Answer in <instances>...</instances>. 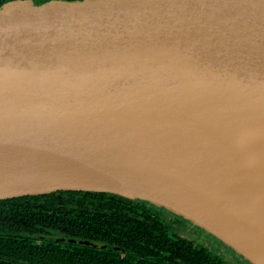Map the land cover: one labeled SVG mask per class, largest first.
<instances>
[{
    "label": "water",
    "instance_id": "water-1",
    "mask_svg": "<svg viewBox=\"0 0 264 264\" xmlns=\"http://www.w3.org/2000/svg\"><path fill=\"white\" fill-rule=\"evenodd\" d=\"M4 132L104 159L153 196L56 178L0 199H141L264 264V0L0 1Z\"/></svg>",
    "mask_w": 264,
    "mask_h": 264
},
{
    "label": "trees",
    "instance_id": "trees-1",
    "mask_svg": "<svg viewBox=\"0 0 264 264\" xmlns=\"http://www.w3.org/2000/svg\"><path fill=\"white\" fill-rule=\"evenodd\" d=\"M184 221L162 206L109 192L0 199V264H234L230 256H241L199 226L203 237L219 242L218 251L182 235ZM42 234L60 238L39 240Z\"/></svg>",
    "mask_w": 264,
    "mask_h": 264
},
{
    "label": "bare ground",
    "instance_id": "bare-ground-1",
    "mask_svg": "<svg viewBox=\"0 0 264 264\" xmlns=\"http://www.w3.org/2000/svg\"><path fill=\"white\" fill-rule=\"evenodd\" d=\"M56 178L72 179L75 187L108 189L129 196H153L140 179L104 159L75 148L42 145L32 138L7 132L0 134V189L25 188L39 180Z\"/></svg>",
    "mask_w": 264,
    "mask_h": 264
},
{
    "label": "rangeland",
    "instance_id": "rangeland-1",
    "mask_svg": "<svg viewBox=\"0 0 264 264\" xmlns=\"http://www.w3.org/2000/svg\"><path fill=\"white\" fill-rule=\"evenodd\" d=\"M170 213H174V212L170 211ZM174 214H176V213H174ZM176 215L178 216L179 219L184 218L181 215H178V214H176ZM195 227H196L195 224H193L189 219H185L184 224L182 225V227L180 229V232H181L182 235L187 236L189 238L199 239L202 242H204L206 245H208L212 250L214 249V250L218 251L217 248L219 247L218 246L219 242L217 240H215L214 238H210L209 239L207 237H203L204 235H201V234H203L204 232L202 230L195 229ZM36 237L39 240H41V239H50V240H54L55 239L56 240V239L60 238V236L57 235V234H42V235H39V236H36ZM237 257L239 258L240 263L241 262H244V263L247 262L248 263V261L243 256H237ZM229 259H230V261L232 263L236 264V260H235V256L234 255H231Z\"/></svg>",
    "mask_w": 264,
    "mask_h": 264
},
{
    "label": "flooded vegetation",
    "instance_id": "flooded-vegetation-1",
    "mask_svg": "<svg viewBox=\"0 0 264 264\" xmlns=\"http://www.w3.org/2000/svg\"><path fill=\"white\" fill-rule=\"evenodd\" d=\"M183 224H184V222H183ZM183 224H182V225H183ZM195 229H196V228H195ZM235 260H236V263H237V264H249V263H247V262H246V263H244V262H241V263H240V260H239V258H237V257H235Z\"/></svg>",
    "mask_w": 264,
    "mask_h": 264
}]
</instances>
